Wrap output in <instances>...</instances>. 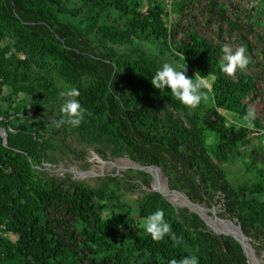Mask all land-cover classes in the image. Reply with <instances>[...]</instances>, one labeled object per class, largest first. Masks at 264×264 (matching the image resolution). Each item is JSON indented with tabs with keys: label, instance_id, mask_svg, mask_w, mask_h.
<instances>
[{
	"label": "trees",
	"instance_id": "1",
	"mask_svg": "<svg viewBox=\"0 0 264 264\" xmlns=\"http://www.w3.org/2000/svg\"><path fill=\"white\" fill-rule=\"evenodd\" d=\"M226 44L251 59L233 76L222 71ZM165 62L208 79L209 101L189 109L153 87ZM71 87L84 119L56 127ZM250 108L252 128L243 119ZM0 127V264H169L192 255L248 264L234 238L152 191L146 172L89 184L39 167L84 159L86 146L105 161L159 166L168 187L193 202L213 206L220 196L223 216L260 256L264 0H0ZM158 209L176 240L145 231Z\"/></svg>",
	"mask_w": 264,
	"mask_h": 264
},
{
	"label": "clouds",
	"instance_id": "2",
	"mask_svg": "<svg viewBox=\"0 0 264 264\" xmlns=\"http://www.w3.org/2000/svg\"><path fill=\"white\" fill-rule=\"evenodd\" d=\"M222 51L226 61L222 66V71L229 76L235 75L237 69H246L251 62L250 57L247 55V49L243 46L233 49L226 44L222 47ZM185 72L186 65L173 66V64L165 62L155 72L150 82L153 87L160 91L165 90V88L170 89L172 96L181 104L189 109H196L202 101L205 103L209 101L212 83L204 77H197L196 73L193 78H189ZM212 82H214V78H212ZM79 95L80 92L75 87L63 90L65 100L59 109L62 115L56 121V127H60L65 123L74 128L79 127L86 112V109L76 99ZM243 119L247 122L249 128L254 127L252 121L255 119V110L250 108ZM144 227L154 241L158 242L165 236H170L171 239L176 240L171 225L164 219V211L162 209L150 214L144 222ZM169 264H199V260L197 256L192 255L183 257L179 261L173 259Z\"/></svg>",
	"mask_w": 264,
	"mask_h": 264
},
{
	"label": "water",
	"instance_id": "3",
	"mask_svg": "<svg viewBox=\"0 0 264 264\" xmlns=\"http://www.w3.org/2000/svg\"><path fill=\"white\" fill-rule=\"evenodd\" d=\"M0 136L2 137V141H3V145L7 146V131L3 128L0 127ZM122 158V157H121ZM128 160H130L132 162V165L129 168H126V171H130V170H139V171H143L148 173L151 176V190L155 191L157 193H159L165 200H167L168 202H170L173 206L175 207H184L187 208L190 212H193L195 214H197L206 224V226H208L214 233L218 234V235H227V236H231L232 238H234L242 247L244 255L246 256L247 259V263L251 264L249 261V257H248V250L251 249L252 252L254 253V255L258 258L259 256L257 255V251L256 249L252 246V243L250 242V238L246 235V233L243 231V229L241 228V225L236 222V220L228 217V216H222V217H217L214 216V206L208 207L205 204L202 203H196L193 202L186 193L176 190V189H171L168 187V183H167V178L163 176V172L162 169L159 166L156 165H143V164H139L137 162H134L133 160H131L128 157H125ZM99 160H101L102 162H104L105 160H102L100 158H98ZM119 159V158H118ZM116 160V159H115ZM112 161V160H110ZM36 166V165H33ZM42 170H45L47 172H52V169H50L47 166L44 167H39ZM61 169L66 171L69 175H71L73 178L75 179H83L86 176H84V174H86L87 171L89 170H74L72 168H62L57 166L56 170ZM153 170H157L163 177L164 179V183L166 185V188L163 189L161 188V186L155 182L154 180V176L152 174ZM125 172V171H124ZM121 173H119V170L113 171V172H109V173H103L102 171L100 172H96V173H89L90 176H116V175H121ZM169 193H173L176 195V197H178L180 199V201L178 203L173 202L168 194ZM217 221V222H221V220L225 221L226 223H228L229 228H233L235 230V232L229 231V230H224V229H219L218 227H215L213 224V221ZM211 222V224H210ZM262 256L264 257V253L262 254Z\"/></svg>",
	"mask_w": 264,
	"mask_h": 264
},
{
	"label": "rangeland",
	"instance_id": "4",
	"mask_svg": "<svg viewBox=\"0 0 264 264\" xmlns=\"http://www.w3.org/2000/svg\"><path fill=\"white\" fill-rule=\"evenodd\" d=\"M186 74V73H185ZM85 149L87 150V155L84 159H74V157H72L71 155L68 157H63L59 160V162L56 165H51V164H46L47 167H49L50 169H52V172H49L52 176L58 177V178H63L66 176V174H68L66 171L58 169L56 170V167H62V168H72L74 170H89L86 172V174H84V176H86L83 179H75L73 178L71 175L70 178L73 180H83L89 184H94L97 179L99 177H104V176H90L89 173H96V172H100L102 171L103 173H109V172H113L116 170H119V173H123L124 171H126V167L129 168L130 165H126V166H121L122 161H118L117 164H110L108 162H112V161H104V162H100L99 161V157L93 153V151L91 150L90 147L86 146ZM86 163H89V165ZM234 169L239 171L240 170V165H235ZM160 185V184H159ZM163 187V186H162ZM175 203H178L180 201V199L177 200H173ZM216 204H214V209L217 210V216L218 217H222L223 216V210H222V199L220 196H216L215 198ZM211 207V206H208ZM214 225L218 226V222L217 221H213ZM264 253V251L262 252V254ZM262 254L259 256L262 261L264 259V257L262 256ZM256 263V261H255ZM257 264V263H256ZM264 264V261H263Z\"/></svg>",
	"mask_w": 264,
	"mask_h": 264
},
{
	"label": "bare ground",
	"instance_id": "5",
	"mask_svg": "<svg viewBox=\"0 0 264 264\" xmlns=\"http://www.w3.org/2000/svg\"><path fill=\"white\" fill-rule=\"evenodd\" d=\"M100 162H102L101 160H99ZM118 161H122V164L121 166H126V165H132V162L130 160H128L127 158L125 157H122V158H119V159H116L112 162H108L110 164H117ZM127 168V167H126ZM152 174L160 181V186L161 188L165 189L166 188V185L164 183V179L162 177V175L160 173H158L156 170H153L152 171ZM163 186V187H162ZM171 194L173 193H169L168 196L169 198L173 201V200H177L179 199L178 197L176 196H172ZM174 202V201H173ZM203 204V203H202ZM214 216H217V210L214 209ZM218 217V216H217ZM215 227H218L219 229H224V230H229V231H232V232H235V230L233 228H229L228 226V223H226L225 221L221 220V222H218V226L214 225ZM251 249L248 250V257H249V261L251 264H256L255 263V258L252 256L251 254Z\"/></svg>",
	"mask_w": 264,
	"mask_h": 264
}]
</instances>
